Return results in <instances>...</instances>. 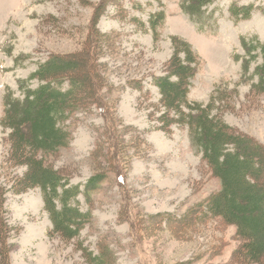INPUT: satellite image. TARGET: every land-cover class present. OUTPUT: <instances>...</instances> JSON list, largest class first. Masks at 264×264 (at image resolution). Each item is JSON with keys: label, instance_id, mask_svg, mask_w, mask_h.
Here are the masks:
<instances>
[{"label": "rangeland", "instance_id": "1", "mask_svg": "<svg viewBox=\"0 0 264 264\" xmlns=\"http://www.w3.org/2000/svg\"><path fill=\"white\" fill-rule=\"evenodd\" d=\"M181 3L0 0V121L5 93L23 97L19 82L49 59L76 64L65 80L94 83L90 93L77 87L80 102L66 122L71 142L48 158L80 186L78 206L91 213L74 239L53 233L39 188H16L25 167L7 162L9 130L0 123V264H95L81 244L106 255L105 264H245L233 256L241 243L235 227L198 213L184 218L220 182L186 126L164 127L153 78L168 73L172 37L188 42L198 57L189 100L207 104L215 93L213 114L264 146V94L253 89L261 57L245 72L241 43L264 42V0H214L204 25ZM232 4L249 9V18L235 21ZM160 12L155 34L150 20ZM94 174L103 180L86 191Z\"/></svg>", "mask_w": 264, "mask_h": 264}, {"label": "trees", "instance_id": "2", "mask_svg": "<svg viewBox=\"0 0 264 264\" xmlns=\"http://www.w3.org/2000/svg\"><path fill=\"white\" fill-rule=\"evenodd\" d=\"M213 1L182 0L181 6L194 22L204 25L207 19L204 8ZM229 12L235 21L250 15L249 9L233 4ZM163 19V12L151 18L155 34ZM172 43L174 52L168 63L167 75L153 78L166 110L162 116L164 127L177 123L186 126L191 144L220 182L219 190L184 218L190 219L198 213L202 219L215 218L235 227L241 243L233 256L241 263L264 264V146L213 114L217 109L216 103L221 100L215 93L207 104L189 100L190 80L195 76L198 57L183 39L174 36ZM241 43L247 57H243L245 72L253 61L261 57V63L254 70L257 82L253 89L264 94V42L258 37L251 40L242 37ZM73 67L76 64L62 58L43 63L29 78L39 81L36 88L29 86L28 79L19 82L23 97H16L12 90L5 93L4 114L0 121L9 130L7 162L25 167L15 183L16 188L19 191L41 190L53 233L66 239L78 237L91 219L90 211L84 212L78 206L77 197L82 192L80 186L73 184L69 176L48 160L49 156H54L71 142L66 122L80 102V98L77 100V87L88 92L94 85L88 77L76 80L69 76L65 80L67 76H64L73 71ZM102 180L100 174H94L86 182L85 190H94ZM80 247L89 261L105 264L106 255L102 252L94 254L82 244Z\"/></svg>", "mask_w": 264, "mask_h": 264}, {"label": "bare ground", "instance_id": "3", "mask_svg": "<svg viewBox=\"0 0 264 264\" xmlns=\"http://www.w3.org/2000/svg\"><path fill=\"white\" fill-rule=\"evenodd\" d=\"M262 36V35H261Z\"/></svg>", "mask_w": 264, "mask_h": 264}]
</instances>
